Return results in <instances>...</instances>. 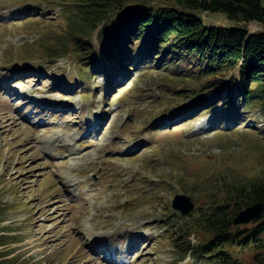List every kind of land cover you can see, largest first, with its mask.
Segmentation results:
<instances>
[{"label":"rangeland","instance_id":"1","mask_svg":"<svg viewBox=\"0 0 264 264\" xmlns=\"http://www.w3.org/2000/svg\"><path fill=\"white\" fill-rule=\"evenodd\" d=\"M68 10L60 0H0V264H206L184 250L230 184L264 177V112L248 121L236 89L246 115L228 125L214 117L237 112L224 110L232 73L210 111L190 109L194 81L163 64H137L113 89L104 82L114 70L84 83L88 51L73 50L78 17ZM100 26L92 40L106 61ZM67 37V52L48 57ZM177 194L192 197L191 213L173 207ZM231 251L253 264L252 247Z\"/></svg>","mask_w":264,"mask_h":264},{"label":"trees","instance_id":"2","mask_svg":"<svg viewBox=\"0 0 264 264\" xmlns=\"http://www.w3.org/2000/svg\"><path fill=\"white\" fill-rule=\"evenodd\" d=\"M60 2L71 8L73 6V11L68 10L67 13L78 17L77 21H73L75 25L70 27L69 34L76 43L74 51H88V59L83 65L91 72H83L81 79L84 83L92 79L93 73V78H97L102 72L110 76L109 72L114 70L118 74L114 81L110 83L108 78L104 82L105 86L113 89L135 65L163 64L172 71L187 73V79L194 81L189 91L199 96L190 109L208 108L207 111H210L223 97L227 81L224 77L232 73L224 110L232 112L237 109V112L223 116V110L221 113L211 112L214 117L228 125L244 114L236 106V89L244 99V110L250 118L248 121L256 119L253 112H264L263 0ZM203 13L223 14L232 25L210 26L201 16ZM249 21H256L263 28L251 33L246 23H242ZM99 26L97 39L106 61L92 40L94 30ZM68 37L61 38L55 49L47 52V56L57 59L64 55ZM103 43L107 44V49ZM188 68L190 70L186 71ZM236 71H239L241 85L238 84ZM229 186L225 200L209 204L201 213L204 228L200 231L203 230L204 236L196 245L189 243L184 254H191L206 264H243L231 247H252L255 250L253 264H264V216L250 224L234 226V219L241 210L264 201V177Z\"/></svg>","mask_w":264,"mask_h":264},{"label":"water","instance_id":"3","mask_svg":"<svg viewBox=\"0 0 264 264\" xmlns=\"http://www.w3.org/2000/svg\"><path fill=\"white\" fill-rule=\"evenodd\" d=\"M173 207L181 214L187 215L195 208V202L191 196L177 194L173 201ZM264 216V201L256 202L241 210L234 219L235 224H247Z\"/></svg>","mask_w":264,"mask_h":264},{"label":"bare ground","instance_id":"4","mask_svg":"<svg viewBox=\"0 0 264 264\" xmlns=\"http://www.w3.org/2000/svg\"><path fill=\"white\" fill-rule=\"evenodd\" d=\"M11 85V84H10ZM9 88H10V86H9ZM33 95V94H32ZM42 104V103H41ZM47 107H46V109H47V111H52V112H59L60 111V109L59 108H57L56 106H53V105H46ZM98 122V121H97Z\"/></svg>","mask_w":264,"mask_h":264}]
</instances>
